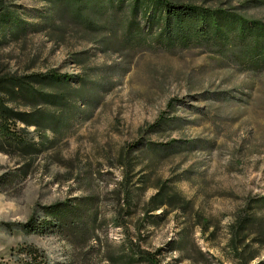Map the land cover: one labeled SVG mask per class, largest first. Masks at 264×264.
<instances>
[{"label":"rangeland","instance_id":"1","mask_svg":"<svg viewBox=\"0 0 264 264\" xmlns=\"http://www.w3.org/2000/svg\"><path fill=\"white\" fill-rule=\"evenodd\" d=\"M171 1L264 21V0ZM51 15L0 0V98L33 124L0 127V264H264V71L103 46ZM47 72L70 78L31 83L56 101L4 91Z\"/></svg>","mask_w":264,"mask_h":264},{"label":"trees","instance_id":"2","mask_svg":"<svg viewBox=\"0 0 264 264\" xmlns=\"http://www.w3.org/2000/svg\"><path fill=\"white\" fill-rule=\"evenodd\" d=\"M42 1L50 4L52 9V15L45 23H50L56 18L68 25L77 26L82 30L73 31L80 33L83 39L97 42V37H102L103 46H108L110 39H113L118 40L117 43L121 46L147 51L175 53L192 48L200 49L205 53L215 54L226 65L242 73L257 75L264 71V21L249 18L236 8H211L171 0ZM69 79L68 75H59L55 72L33 74L26 76L25 79H12L11 89L4 88V91L9 94L48 99L52 97L35 91L31 83L66 84ZM57 98L61 97L52 99ZM174 102L178 100L168 101L165 110L147 131L170 121L167 113L172 110ZM29 116L30 114L12 110L0 98L2 129L7 126L6 124L17 122L33 126L26 118ZM161 195L162 190L159 189L151 197V201H155ZM161 203L162 200L154 209L162 205ZM20 253L29 258L37 255L35 249L31 247L23 248ZM140 258L143 262L157 264L155 256L147 252H142ZM131 261H136V257L133 256Z\"/></svg>","mask_w":264,"mask_h":264}]
</instances>
